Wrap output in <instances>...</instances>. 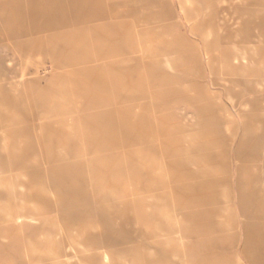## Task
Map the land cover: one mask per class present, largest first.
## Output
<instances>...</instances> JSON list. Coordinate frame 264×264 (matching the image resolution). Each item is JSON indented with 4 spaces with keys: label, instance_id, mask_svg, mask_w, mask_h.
I'll return each instance as SVG.
<instances>
[{
    "label": "rangeland",
    "instance_id": "374dc122",
    "mask_svg": "<svg viewBox=\"0 0 264 264\" xmlns=\"http://www.w3.org/2000/svg\"><path fill=\"white\" fill-rule=\"evenodd\" d=\"M0 264H264V0H0Z\"/></svg>",
    "mask_w": 264,
    "mask_h": 264
},
{
    "label": "crops",
    "instance_id": "0c3cea01",
    "mask_svg": "<svg viewBox=\"0 0 264 264\" xmlns=\"http://www.w3.org/2000/svg\"><path fill=\"white\" fill-rule=\"evenodd\" d=\"M182 161H183V160H182ZM182 161H180L181 163H179V166H181V167L183 166ZM235 202H236V201H235Z\"/></svg>",
    "mask_w": 264,
    "mask_h": 264
}]
</instances>
